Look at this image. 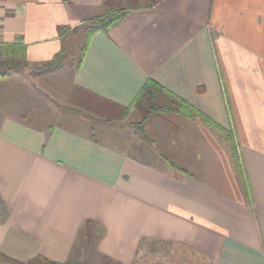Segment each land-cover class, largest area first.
<instances>
[{
    "label": "crops",
    "instance_id": "1",
    "mask_svg": "<svg viewBox=\"0 0 264 264\" xmlns=\"http://www.w3.org/2000/svg\"><path fill=\"white\" fill-rule=\"evenodd\" d=\"M120 10L81 65L78 52L65 66L75 31ZM10 46L28 65L0 83V253L21 263L87 264L92 251L110 264H264V0H0V59ZM61 51L59 70L34 73ZM54 75L139 134L106 142L96 135L104 119L93 128L82 116L83 98L55 109ZM148 79L230 133L240 167L199 118L140 127L130 107Z\"/></svg>",
    "mask_w": 264,
    "mask_h": 264
},
{
    "label": "trees",
    "instance_id": "2",
    "mask_svg": "<svg viewBox=\"0 0 264 264\" xmlns=\"http://www.w3.org/2000/svg\"><path fill=\"white\" fill-rule=\"evenodd\" d=\"M152 2V1H151ZM150 2V3H151ZM149 3V4H150ZM155 2H152V4ZM128 11L120 10L113 13H109L104 17L90 21L85 26V35L83 43L79 49V57L76 66H80L83 56L85 55L86 49L91 38L98 32H106L109 28L118 25L122 19L127 15ZM7 55L0 59V83L3 82L10 75L11 72H20L27 67L25 60H20L18 56H15L16 48H6ZM66 59V52L61 51L55 57L47 62L39 64L35 69V74H45L57 71L61 68ZM130 108H134L141 116L142 120L139 123L140 127L149 121L153 116L159 115H172L180 116L185 120H194L199 118L203 123L213 128L214 130L223 133L227 146L231 152L234 163L239 166V156L236 151V146L232 135L223 129L216 123L209 120L201 112L196 110L191 105L187 104L182 99L174 96L170 92L163 89L155 81L148 79L145 81L139 92L135 96L133 103ZM139 127V128H140ZM147 141V138L145 139ZM91 222L87 221L81 230L82 236L86 241L92 238L91 233ZM0 264H69V263H57L50 261L43 257H35L25 263L18 262L10 257L0 253Z\"/></svg>",
    "mask_w": 264,
    "mask_h": 264
},
{
    "label": "rangeland",
    "instance_id": "3",
    "mask_svg": "<svg viewBox=\"0 0 264 264\" xmlns=\"http://www.w3.org/2000/svg\"><path fill=\"white\" fill-rule=\"evenodd\" d=\"M84 35H85V27L79 28L72 35V37H71L72 39L69 41V43H67L68 60L65 62V66L66 65L68 66L77 57L79 49H80V47L83 43V40H84ZM54 76H57L55 80L58 81L57 84L59 85V86H56L58 88L57 90L59 93L54 96L55 101L57 102V106H54L55 109L59 110L60 108H58V107H62V106L74 108V107H76L77 103L81 102V100L79 98H83L82 100L84 103L83 104L80 103L82 106H79V108L83 107L82 108L83 109L82 116L87 118L86 119L87 123L91 124L93 126V128H98L97 126H99L95 123L96 119H100V118L104 119V122H103L104 131L101 133V135H100V133H97L96 135H99V137H102V139L105 140L106 142L115 144L118 141V139H121V142H122V138L118 137L116 139L115 136L113 135V133H117V132H120V133L123 131L132 132L135 130V132L139 134V129L132 128L134 126L132 124L134 122V120H132L130 118V119L126 120V122L122 123L121 121H119L116 118L115 114H112L113 112H106L105 114H99L98 112H96V110L94 108L85 107L86 105H89V106L94 105V102L89 100L85 96L77 95L76 98H75L74 94H71V96H70V94H68L69 88H68V83L66 82V80L59 78L58 77L59 75H54ZM53 78H55V77H53ZM67 97H70V100L63 99V98H67ZM75 100H76V103L73 104ZM61 114L64 115L65 113L63 112ZM70 117H72V116L70 115ZM68 123L73 125L72 122H68ZM240 161H241V159H240ZM91 229H92V227H91ZM88 246H90V245H88ZM81 247H82V243L80 244V242H78L76 245L75 251H79L81 249ZM91 253H93V252L91 251ZM91 253L89 254L88 257L86 255H84V258H86V259L88 258L87 264H110L109 262H104L103 260H100L99 258L95 257L94 254L91 255ZM141 260L142 259L139 258V260L136 262V264H145L146 258L144 257L145 261H143V262H141Z\"/></svg>",
    "mask_w": 264,
    "mask_h": 264
}]
</instances>
